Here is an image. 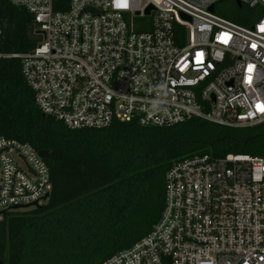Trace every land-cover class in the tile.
<instances>
[{"label": "built area", "instance_id": "2783aa9c", "mask_svg": "<svg viewBox=\"0 0 264 264\" xmlns=\"http://www.w3.org/2000/svg\"><path fill=\"white\" fill-rule=\"evenodd\" d=\"M8 1L32 15L39 40L0 58L22 60L39 109L69 128L264 122V0H238L254 12L249 25L216 13L223 0ZM51 188L38 151L0 136V220ZM99 264H264V155L176 161L157 222Z\"/></svg>", "mask_w": 264, "mask_h": 264}, {"label": "trees", "instance_id": "16d2710c", "mask_svg": "<svg viewBox=\"0 0 264 264\" xmlns=\"http://www.w3.org/2000/svg\"><path fill=\"white\" fill-rule=\"evenodd\" d=\"M230 1L234 10L219 13L251 24L241 17L245 6ZM249 16L254 21L253 10ZM0 29L5 52L30 51L39 40L32 15L8 0H0ZM0 136L48 150L52 183L41 207L9 211L0 220L3 264H99L157 222L165 173L176 161L205 152L264 155V122L229 127L193 117L156 127L114 119L102 128H69L39 109L18 57L0 58ZM89 228L105 233L106 247L86 261L72 251V237L86 238Z\"/></svg>", "mask_w": 264, "mask_h": 264}, {"label": "rangeland", "instance_id": "374dc122", "mask_svg": "<svg viewBox=\"0 0 264 264\" xmlns=\"http://www.w3.org/2000/svg\"><path fill=\"white\" fill-rule=\"evenodd\" d=\"M219 10H223L225 12L233 11L234 4L230 0H223L217 3L215 6L216 13L220 14ZM251 12L252 9L245 6L241 9V17L248 18L249 23L253 22V18L249 16L251 15ZM23 210L25 209H21L20 211ZM72 238L74 241L72 244V251L79 257L86 256V261L90 259L91 256H94L96 247H100V249L98 250L100 255L105 252L104 250L106 247V242L104 238H106V235L105 233H102L101 230L89 228V230H86V238L85 235H82V237L78 239L73 235ZM102 243L104 244V246L101 245Z\"/></svg>", "mask_w": 264, "mask_h": 264}, {"label": "water", "instance_id": "95a60500", "mask_svg": "<svg viewBox=\"0 0 264 264\" xmlns=\"http://www.w3.org/2000/svg\"><path fill=\"white\" fill-rule=\"evenodd\" d=\"M236 3H237V5L240 6V3H239L238 0H236ZM210 9L213 10V7L211 6ZM147 12H148V10H147ZM38 154H39L40 157H42L43 159H45L47 157V155H48V150H39L38 151ZM34 206L39 208L42 205L37 204V203H34ZM0 264H3V261L1 259H0Z\"/></svg>", "mask_w": 264, "mask_h": 264}, {"label": "snow or ice", "instance_id": "6c2138e0", "mask_svg": "<svg viewBox=\"0 0 264 264\" xmlns=\"http://www.w3.org/2000/svg\"><path fill=\"white\" fill-rule=\"evenodd\" d=\"M261 30L264 31V28H262ZM260 110L264 111V107H261Z\"/></svg>", "mask_w": 264, "mask_h": 264}]
</instances>
